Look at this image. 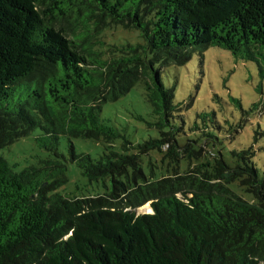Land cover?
Returning a JSON list of instances; mask_svg holds the SVG:
<instances>
[{
  "label": "trees",
  "instance_id": "1",
  "mask_svg": "<svg viewBox=\"0 0 264 264\" xmlns=\"http://www.w3.org/2000/svg\"><path fill=\"white\" fill-rule=\"evenodd\" d=\"M117 26L139 40L101 38ZM209 46L264 79V0H0V150L38 129L49 152L19 171L0 152V264H264V94L233 120L198 113L188 133L161 79ZM138 83L157 134L132 142L101 113ZM72 137L104 149L77 153ZM67 161L103 192H60Z\"/></svg>",
  "mask_w": 264,
  "mask_h": 264
},
{
  "label": "rangeland",
  "instance_id": "2",
  "mask_svg": "<svg viewBox=\"0 0 264 264\" xmlns=\"http://www.w3.org/2000/svg\"><path fill=\"white\" fill-rule=\"evenodd\" d=\"M59 26L70 36V20L62 19ZM101 38L109 43L139 40L133 30L121 26L104 29ZM161 79L166 86H174V100L186 105L184 118L188 133L198 113L204 111L209 113L214 110L220 122L225 118L233 120L241 115V109L248 111L251 104L264 94V79H260L256 64L235 57L230 51L217 46H209L202 52V56L199 52L193 53L191 59L183 65H168L162 69ZM233 98L238 99V104ZM101 117L108 124L117 126L132 142H140L148 136L157 134L155 129H150L145 124V121L153 119L154 115L144 100L140 83L118 100L104 104ZM248 119L255 121V114L248 116ZM38 133L39 130L35 129L0 150L2 156L16 171L49 155L48 151L35 142L34 138ZM251 135L252 129L246 125L241 135L246 138L243 140L244 145L249 142ZM70 140L77 153H88L93 158L104 149V144L92 139L72 137ZM120 141V138L116 139L115 145L118 146ZM68 142L69 138L60 136L58 150L66 158ZM257 162L258 167L264 170V154L258 156ZM66 163L67 181L59 188L60 192L77 196L103 192L102 185L95 181L90 182L81 174L75 163L69 161ZM151 211L149 201L136 207L137 213Z\"/></svg>",
  "mask_w": 264,
  "mask_h": 264
}]
</instances>
